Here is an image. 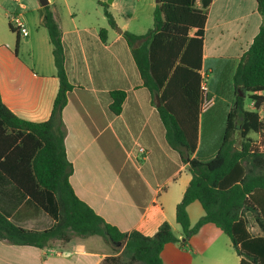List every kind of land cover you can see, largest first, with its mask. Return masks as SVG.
Instances as JSON below:
<instances>
[{
	"label": "crops",
	"instance_id": "1",
	"mask_svg": "<svg viewBox=\"0 0 264 264\" xmlns=\"http://www.w3.org/2000/svg\"><path fill=\"white\" fill-rule=\"evenodd\" d=\"M89 1L97 6L94 16L70 0H49L48 4L60 30L64 69L71 84L61 113L70 185L97 215L121 232L135 230L152 236L167 222L181 239L175 211L192 175L180 151L166 139L157 93L144 85L123 36L124 31L144 34L152 27L156 0H134L126 10L119 0H112L109 10L115 28L108 25L98 0ZM43 7L39 0L0 1V97L16 117L31 122L50 118L60 87ZM192 7L206 13L198 72L206 75L209 104L200 111L191 157L207 161L222 142L228 113L234 109L233 73L258 33L261 15L257 0H201ZM14 16L28 31L18 35L17 46L16 33L9 27ZM101 28L106 29L104 39ZM114 90L125 92L119 114L109 108ZM140 147L146 153H140ZM49 207V212L42 210L0 170V213L13 224L47 229L57 218L51 201ZM187 213L193 226L204 210L193 201ZM115 254L99 235L74 236L45 247L0 239V264H102ZM161 257L164 264L240 262L230 238L211 222L202 224L184 246L179 241L167 243Z\"/></svg>",
	"mask_w": 264,
	"mask_h": 264
},
{
	"label": "trees",
	"instance_id": "2",
	"mask_svg": "<svg viewBox=\"0 0 264 264\" xmlns=\"http://www.w3.org/2000/svg\"><path fill=\"white\" fill-rule=\"evenodd\" d=\"M192 2L159 0L152 14V27L146 33L123 32L144 85L159 95L157 110L166 139L180 151L192 175L175 211L182 238L174 235L167 222L152 236L135 230L121 232L75 194L69 182L71 164L66 158L61 117L71 84L64 69L60 30L46 5L43 21L60 87L50 118L44 122L16 117L0 97V170L42 210L49 212L51 201L57 218L47 229L30 230L0 213V239L14 245L45 247L55 241L68 242L74 236L99 235L118 253L105 257L102 264H164L161 253L167 243L179 241L184 246L202 224L211 222L230 238L240 257L239 264H264V121L258 119L256 111L244 107L246 94L255 100L256 107L264 100V0H257L261 15L258 33L233 73L234 109L228 113L216 154L207 161L191 157L198 138V70L206 22V13L194 9ZM97 3L108 25L115 28L110 5L106 0ZM9 27L16 33L17 46L18 33L11 24ZM99 33L104 39L106 29L101 28ZM110 95V111L119 114L125 92L114 90ZM251 133L258 135V143ZM193 201L200 202L204 215L190 226L187 206Z\"/></svg>",
	"mask_w": 264,
	"mask_h": 264
},
{
	"label": "built area",
	"instance_id": "3",
	"mask_svg": "<svg viewBox=\"0 0 264 264\" xmlns=\"http://www.w3.org/2000/svg\"><path fill=\"white\" fill-rule=\"evenodd\" d=\"M200 1L201 0H193L192 6H196ZM12 26H13V28H15L18 35L25 36L28 34V31H27L26 27L24 26V24H23V22L19 16L12 17ZM199 74H200V78H201V82H200V98H201L200 111L203 112L209 104V94H208L209 91H208V87L206 85L205 73L199 72ZM261 95L264 96V92ZM247 109L256 111L258 114V119L260 121H264V100L261 102V104L258 107H256L255 106V100L251 99L249 107ZM255 143H258V137H257V140L255 141ZM139 151L142 154L146 153V151L143 147H140Z\"/></svg>",
	"mask_w": 264,
	"mask_h": 264
},
{
	"label": "rangeland",
	"instance_id": "4",
	"mask_svg": "<svg viewBox=\"0 0 264 264\" xmlns=\"http://www.w3.org/2000/svg\"><path fill=\"white\" fill-rule=\"evenodd\" d=\"M0 1H3V0H0ZM70 1L72 3H76L77 7H79L80 9H83L85 11H89L91 13V15H93V16H94V14H96L95 9L97 8V6L95 5L94 1L86 0V2L84 4L81 3V0H70ZM119 1H120V7H123V9L126 10V9H129V5H131L134 0H119ZM72 7L75 9V7L73 5H72ZM131 22L133 23V22H135V20H132ZM250 101H251V99H250L249 95L246 94L244 96V107H245V109H247L249 107ZM250 135L254 136L255 140H257V137H258L257 134L251 133ZM112 250H113V248H112Z\"/></svg>",
	"mask_w": 264,
	"mask_h": 264
},
{
	"label": "water",
	"instance_id": "5",
	"mask_svg": "<svg viewBox=\"0 0 264 264\" xmlns=\"http://www.w3.org/2000/svg\"><path fill=\"white\" fill-rule=\"evenodd\" d=\"M158 1H159V0H156V2H158ZM39 2H40V4H41L42 6H46V5L49 4V0H39ZM106 2H107L108 4H110V3L112 2V0H106ZM118 30L121 31L120 28H118ZM238 92H239V95H240V96H243V95H244V93L242 92L241 89H238ZM156 99H157V104H156V105L159 106V105H160V100H159V95H158V94L156 95ZM118 245H120V243H119Z\"/></svg>",
	"mask_w": 264,
	"mask_h": 264
}]
</instances>
